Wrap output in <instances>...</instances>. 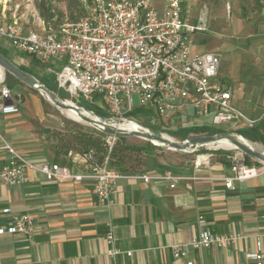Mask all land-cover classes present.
I'll return each instance as SVG.
<instances>
[{
    "label": "crops",
    "instance_id": "0c3cea01",
    "mask_svg": "<svg viewBox=\"0 0 264 264\" xmlns=\"http://www.w3.org/2000/svg\"><path fill=\"white\" fill-rule=\"evenodd\" d=\"M185 3L190 14L196 13L193 22L203 19L206 30L202 32H209L213 19L209 8L198 6L194 0ZM254 5L250 13H256L255 21L260 23H257L259 37L253 41L257 42L256 49L260 43L257 50L264 56V0H254ZM6 11L5 7L0 8V15L15 19L8 17ZM18 19L26 29L44 26L37 23L32 27L21 17ZM0 46L11 49L5 41ZM260 88L264 93V84ZM238 91L234 88V104L252 117L248 112L259 106L247 104L250 97L245 93L247 98L243 99ZM28 100L26 97L22 101L21 97L20 111L16 114L0 113V135L35 164L57 162L74 171L84 170L87 157L74 148L58 147L45 128L48 126L44 117L39 118V108L23 109ZM261 105L258 115L252 118L261 116L264 104ZM165 117H190L193 123L198 122L192 125H210L208 118L198 116L190 106ZM2 146L0 138V168L10 159ZM155 155L140 169L116 171L132 176L155 175L172 169L185 178L175 181L174 187L163 179L145 182L140 178H119L110 209L96 204L92 180L56 183L31 170L29 181L24 184H0V210L11 208L14 214H31L36 225V234L31 239L20 234L0 235V264H254L248 254L264 251V172L235 181L228 188L224 177L233 172L221 161L202 165L188 158L174 165ZM6 217L3 215L0 224ZM111 229L112 245L106 241ZM206 230L216 236L236 238L213 243L208 248L193 247L191 241ZM176 243L184 246V256H174L172 245ZM112 246L119 250L113 256L107 253Z\"/></svg>",
    "mask_w": 264,
    "mask_h": 264
},
{
    "label": "built area",
    "instance_id": "2783aa9c",
    "mask_svg": "<svg viewBox=\"0 0 264 264\" xmlns=\"http://www.w3.org/2000/svg\"><path fill=\"white\" fill-rule=\"evenodd\" d=\"M162 6L159 11L154 0H92L83 16L58 25L48 22L40 29H26L18 19L8 20L0 15V40L19 54L34 57L43 64L60 60L62 68L56 72L58 86L78 99L82 97L87 102L102 104L110 119H126L127 114L138 107L165 117L190 106L217 128L224 124L231 129L253 127L264 120V107L260 117L252 118L234 104L233 83L218 78L220 53L192 54V35L206 30L203 19L198 23L191 21L185 0H164ZM0 93V113H18L21 97L14 98L12 89L5 85V75L0 81ZM134 95L138 97V105L134 104ZM0 138L2 147L10 154L8 163L0 168V184H24L29 181L31 170L56 183L92 180L96 204L106 209L114 203L119 178H140L145 182L163 179L171 182V187L175 186V181L185 178L172 169L155 175L132 176L112 169L110 154L117 137L108 136V153L102 162H88L81 171L57 162L35 164L1 135ZM263 172L264 168L234 166L233 174L224 180L230 188L235 181L257 177ZM3 215L7 217L0 224V235L20 234L31 239L36 234L33 215L14 214L11 208L0 210V219ZM200 222L204 223V219ZM235 238L233 235L216 236L206 230L193 239L191 245L208 248L213 243ZM106 241L114 243L112 229ZM172 250L175 257L186 254L179 243L173 244ZM107 253L113 256L119 250L112 246ZM248 257L254 264H264L263 250L252 252Z\"/></svg>",
    "mask_w": 264,
    "mask_h": 264
},
{
    "label": "rangeland",
    "instance_id": "374dc122",
    "mask_svg": "<svg viewBox=\"0 0 264 264\" xmlns=\"http://www.w3.org/2000/svg\"><path fill=\"white\" fill-rule=\"evenodd\" d=\"M91 1L92 0H0V8L2 9L5 7L8 17L11 16V18L15 17L16 19L21 17L22 21L29 22V26L36 27L37 25L35 24L37 23L47 24L50 22L53 25H58L64 20H75L87 12ZM187 1L191 2L193 0H185V2ZM194 1L198 6H207L206 8H209L212 12L213 19L209 32H197L192 35V54L209 51L220 53L222 55V62L218 78L231 80L234 88L239 89L237 94L242 96L243 99L247 98V96H245V93H247L250 97L249 100L247 99V104L251 105L253 108L256 106L259 107L256 110L253 109L252 112H248L250 111L249 109L245 111L250 113L252 117H256L260 111V106H262L261 104H264V93H261L260 90V87H263L264 84V56L259 52L260 43L257 46L259 50H257V42L253 41V38L259 37L257 23H260L257 20L255 21L256 13H250V10L255 7L254 0ZM163 2L164 0H154L159 11H162ZM230 5L233 8L230 7ZM186 9L193 22L196 13L191 12L190 14L188 7H186ZM246 16H250V18L246 19ZM249 35L251 36V40ZM2 42L3 40H0V43ZM8 52L18 65H22L31 71L37 79L48 83L59 97L84 107L93 114L100 115L98 114V109L88 104L87 101L85 102L84 98L80 97L78 99L66 89L60 88L58 84L55 85L53 77L56 76V72L60 71L62 68L60 60L52 62L49 69H42V66L38 65L35 60L32 59L33 57L19 54L12 47L8 49ZM61 59L64 60V56H62ZM245 84L248 86V89ZM5 85L12 89L15 99H17L18 96H22L24 99H26V97L29 98L26 103H23V109L25 111H29L30 106L39 108V118L42 119L44 117V124L48 126L45 128L50 132L54 143L58 147L71 149L73 146H77L76 132L79 130L82 132L96 129L91 125L69 118L60 109L46 101L38 91L31 89L8 73L5 75ZM133 99L134 104L138 105L139 100L137 95H134ZM97 104L101 105L100 103ZM146 110L151 113V116L134 115L126 117V119H133L150 131L165 133L177 140H185L195 136L191 133L186 138H183L182 133L179 132L180 128L189 124L192 125L191 123H193V121L190 120V117L175 119L173 117H161L154 110ZM107 119H110V117ZM193 124H198V122H194ZM241 128L243 129L246 127L243 126ZM241 128L231 129L228 128V124L222 125V130L224 132L236 133L254 147L264 148V142L252 141L240 134L239 131ZM125 139V143L128 145L143 147L142 152H125L126 166L132 169H140L142 165L148 161L147 159L149 157L155 158L153 154H156V157L169 161L170 164L174 165L183 162L185 159L194 158V160H198L202 165L207 162L221 161L226 167H229V171L231 172H233L234 166L240 167L245 165L247 167L264 168V163L247 156L236 148L228 149L208 144L199 147L194 154H186L177 150L157 146L139 137H127ZM120 140L121 138H116L112 153L116 146L121 144ZM198 155L199 157L197 158Z\"/></svg>",
    "mask_w": 264,
    "mask_h": 264
},
{
    "label": "water",
    "instance_id": "95a60500",
    "mask_svg": "<svg viewBox=\"0 0 264 264\" xmlns=\"http://www.w3.org/2000/svg\"><path fill=\"white\" fill-rule=\"evenodd\" d=\"M0 67L3 69L4 75L8 73L31 89L38 91L49 103L58 109L73 110L77 112L83 123L95 127L108 136L117 138L139 137L148 140L157 146L177 150L186 154H194L201 146L226 140L233 144L236 149H239L242 153L264 163V148L261 150L258 147L252 146L242 136L236 133L219 132L210 135H195L185 140H177L165 136V133H157L150 131L149 129L125 130L117 125V123L121 122L123 119H107L97 114H95L96 118H93L83 114L81 108L83 109L84 107L78 106L73 102L69 103L67 100L62 99L55 91L48 88L33 74L23 70L15 61L11 60L1 52ZM155 142L160 144H156Z\"/></svg>",
    "mask_w": 264,
    "mask_h": 264
},
{
    "label": "trees",
    "instance_id": "16d2710c",
    "mask_svg": "<svg viewBox=\"0 0 264 264\" xmlns=\"http://www.w3.org/2000/svg\"><path fill=\"white\" fill-rule=\"evenodd\" d=\"M0 52L6 55L8 58L14 61L12 56L9 54L8 50L6 48H3L0 46ZM35 60V62L42 66V69H47L49 66L47 64H43L36 60L34 57L32 58ZM23 70L33 74L31 71L23 67L22 65H19ZM55 85L57 84L56 76L53 77ZM42 83H44L48 88L53 90V88L46 82L40 80ZM22 97V96H21ZM22 101H25L24 97H22ZM86 102V101H85ZM88 104L96 107L98 109L99 116L108 118L110 115L108 114L105 107L101 104L98 105L97 103H91L87 102ZM134 115H144V116H151V113L147 111L144 108H135L133 111L127 114L126 117L134 116ZM180 133H182L183 138H186L189 134L194 135H210L215 134L219 132H224L222 128H217L215 126L203 124V125H186L179 130ZM240 134H242L244 137L252 140V141H261L264 142V120H261L253 127H246L241 128L239 131ZM108 135L104 134L103 132L95 129L92 131H82L80 130L76 132V138H77V146H73L75 150L80 152L83 155L91 154L90 157H87L88 162H102V160L105 158V156L108 153V141H107ZM125 138H121L120 142L121 144H118L113 151L110 154V167L118 170V171H130V170H137L128 168L126 166V155L125 152H142L143 147L137 146V145H128L125 143ZM114 149V147H113Z\"/></svg>",
    "mask_w": 264,
    "mask_h": 264
},
{
    "label": "bare ground",
    "instance_id": "6f19581e",
    "mask_svg": "<svg viewBox=\"0 0 264 264\" xmlns=\"http://www.w3.org/2000/svg\"><path fill=\"white\" fill-rule=\"evenodd\" d=\"M4 78V72L3 69L0 67V81L3 80ZM69 103H72L71 101H67ZM66 116H68L69 118L76 120L78 122H82L81 117L79 116V114H77V112L73 111V110H64V109H60ZM81 112L89 117H93L96 118L95 114L89 112L88 110H86L85 108H81ZM117 125L121 128H124L125 130H139V129H146L144 127H142L139 123H137L135 120L133 119H123L121 122L117 123ZM165 136H169L167 134H165ZM171 137V136H169ZM172 138V137H171ZM156 144H160L158 142H155ZM212 145H215L217 147H222V148H228V149H233L236 148L233 144H231L230 142L223 140V141H219L216 143H211ZM250 144V143H249ZM253 146V145H252ZM259 149L263 150L262 148L258 147Z\"/></svg>",
    "mask_w": 264,
    "mask_h": 264
}]
</instances>
